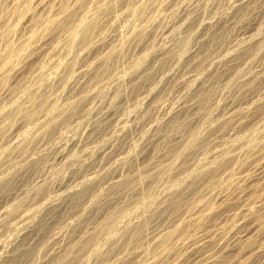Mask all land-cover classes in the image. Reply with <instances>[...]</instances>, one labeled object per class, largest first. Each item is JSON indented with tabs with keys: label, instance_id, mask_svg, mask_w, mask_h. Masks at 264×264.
I'll list each match as a JSON object with an SVG mask.
<instances>
[{
	"label": "rangeland",
	"instance_id": "rangeland-1",
	"mask_svg": "<svg viewBox=\"0 0 264 264\" xmlns=\"http://www.w3.org/2000/svg\"><path fill=\"white\" fill-rule=\"evenodd\" d=\"M60 261L264 264V0H0V264Z\"/></svg>",
	"mask_w": 264,
	"mask_h": 264
},
{
	"label": "bare ground",
	"instance_id": "bare-ground-1",
	"mask_svg": "<svg viewBox=\"0 0 264 264\" xmlns=\"http://www.w3.org/2000/svg\"><path fill=\"white\" fill-rule=\"evenodd\" d=\"M94 24L93 23H84V25H83V31H84V34L86 35V36H88L89 34H91V32L93 31V29H94ZM14 68V67H13ZM12 71V70H11ZM15 72H17V71H15ZM13 74H14V71H13ZM82 75V74H81ZM80 76V75H79ZM84 74H83V78H84ZM80 78H82V77H80ZM75 80H77V79H75ZM74 80V82L76 83V81ZM79 81H80V79H79ZM73 82V83H74ZM78 83V82H77ZM115 181V180H114ZM64 183V182H63ZM60 186V185H59ZM61 187V186H60ZM50 206H51V204H50ZM47 207V206H46ZM56 207V206H55ZM54 206H53V208H55ZM49 208V207H48ZM51 208V207H50ZM49 208V209H50ZM25 233V232H24ZM25 235V234H24ZM22 237V236H21ZM75 240V239H74ZM15 241V240H14ZM19 240H17V242H18ZM11 244V243H10ZM12 244H13V242H12ZM12 244H11V246H12ZM16 244V243H15ZM14 245V244H13ZM5 252V251H4ZM61 262V261H60ZM57 263V264H64V263ZM205 262H207V261H205ZM56 264V263H55Z\"/></svg>",
	"mask_w": 264,
	"mask_h": 264
}]
</instances>
